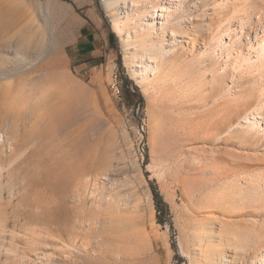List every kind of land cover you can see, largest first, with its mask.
Wrapping results in <instances>:
<instances>
[{"label":"rangeland","instance_id":"1","mask_svg":"<svg viewBox=\"0 0 264 264\" xmlns=\"http://www.w3.org/2000/svg\"><path fill=\"white\" fill-rule=\"evenodd\" d=\"M143 1L146 12L118 0L116 17L124 38L156 17L151 40L165 55L148 72L104 0H91L105 33L96 56L78 44L87 0H16L0 39V134L13 139L0 164L14 162L4 178L15 187L0 193V264H264V63L253 46L264 3L165 0L180 16L168 46L170 23L162 31L166 17ZM155 187L169 204L160 219ZM91 191L101 210L77 221V193L90 204Z\"/></svg>","mask_w":264,"mask_h":264},{"label":"bare ground","instance_id":"2","mask_svg":"<svg viewBox=\"0 0 264 264\" xmlns=\"http://www.w3.org/2000/svg\"><path fill=\"white\" fill-rule=\"evenodd\" d=\"M170 1L172 4L171 6L175 7L176 9H178L179 6L183 2L182 0H179L178 2L176 0H170ZM236 1H238V0H236ZM242 1L246 2V0H242ZM253 1L258 2V3H260V2L264 3V0H253ZM4 2H5L4 0H0V39H1V32L4 30L8 31L9 29H12L13 23H14V18L16 16H18V14L16 13L17 12L16 0H9L7 3H4ZM117 2H118V0H104V5H105L106 10L114 16L112 19L113 30L116 33H118L120 36L123 37L125 34V29H126L125 27H126L127 23L125 21L119 19L118 17H116ZM140 2H141L140 11L146 12L147 11V9H146L147 2H144L143 0H140ZM155 2H156L157 10H158L157 17L158 16H160V18L162 16L166 17V22L164 20H160V23H161L160 29L162 31H165V23H170L169 25L171 27V36L174 39L172 41L167 39L164 41L163 44L171 46V44L175 41V39L180 36V31L177 29L178 26L176 25L180 22L175 21V19H178L180 16H177L172 12L171 6L167 5L165 3V0H155ZM263 6H264V4H263ZM232 9L234 11V14H233L234 17L238 18L239 10L237 8V2L232 6ZM244 19H245L244 17H240L238 19L239 27H241L242 33H247V31L245 29H247L248 26H246ZM155 21H156V17H154L153 15L148 19V21H145V22L141 18L138 21L139 26H138V30H137L138 33H137L136 37H134L130 33L128 34V36L126 38L123 37V45L126 48H130L132 45H136L140 49H142L141 56H140L141 61H139L137 66H139L144 72H148V70H150V69L155 70V68H156L155 65H157L159 59H162L163 56L165 55L164 49H162L160 47L159 43L153 42L151 40L152 39V31L157 30V28L155 26ZM226 34H230V33L229 32L227 33L224 30L218 31V35H219L220 39H224L225 37L230 36V35H226ZM249 35H250V33H248V38L250 39ZM5 44H6L5 46H7L8 42H6ZM253 44L254 43H252V45ZM151 46L154 49H156L155 55H151L146 51V48H151ZM253 46L255 47L254 49H255L256 54H257L256 59L258 61H260L261 65H262L264 63V35L258 36V40L255 42V44ZM144 63H146V64H144ZM145 78L150 80L148 78V76H146ZM114 88H115V92L118 91V86H114ZM257 118L259 119L261 117H257ZM12 141H13V139L11 137H9V135H6L5 133L0 134V148L3 147L4 145L12 148L13 147ZM140 149H141V147H140ZM145 150H146V148H145V142H144V151ZM0 157H1V155H0ZM13 165H14V162L12 161V159H11V162H9L8 166L4 165V164H0V193L3 190V186L6 183L5 181L8 179V178L5 179L4 177L9 174L8 172L10 171V168L13 167ZM89 180L90 179H88V181ZM85 182H87V180H85ZM7 184H8L7 187L9 189V191L13 193L14 188H15L14 184L12 182H8V180H7ZM257 185L259 188L262 186V182L260 179L257 180ZM97 187H98V185H97ZM97 187H95V190H98V189H96ZM95 194H97V193H95ZM89 195H90V197L95 196L90 204L87 203V201H86L87 197L86 196H82L79 193H77L76 202L73 204V208H72V212H71V214H73L76 217L77 221L83 220V219L90 220L93 215H95L96 213L98 214V210L100 207H99V202L97 203V201H96L97 200L96 195H94L93 191H91ZM97 196H98V194H97ZM90 197H89V199H90ZM107 198L109 200L113 199L112 196H110V198L109 197H107ZM101 207H102V205H101ZM100 210H101V208H100ZM65 220H67V219L65 218ZM199 234L204 235V234H208V233L200 232ZM258 234H261V232H260V227L257 226L255 228L254 235H258ZM183 249L185 252H187V253L189 252L185 247ZM238 250H239V247L236 246V251H238ZM262 261L264 262V255H263Z\"/></svg>","mask_w":264,"mask_h":264},{"label":"crops","instance_id":"3","mask_svg":"<svg viewBox=\"0 0 264 264\" xmlns=\"http://www.w3.org/2000/svg\"><path fill=\"white\" fill-rule=\"evenodd\" d=\"M87 3L88 7L85 9L87 17L82 22L78 44L83 55L96 56L100 50L98 48L99 39L104 37L102 35L105 33L102 31V18L97 8L91 0H87Z\"/></svg>","mask_w":264,"mask_h":264},{"label":"trees","instance_id":"4","mask_svg":"<svg viewBox=\"0 0 264 264\" xmlns=\"http://www.w3.org/2000/svg\"><path fill=\"white\" fill-rule=\"evenodd\" d=\"M113 35L114 34L110 33L109 38L112 39ZM154 196L159 219L163 215H169V204L164 201L162 195L156 187L154 188Z\"/></svg>","mask_w":264,"mask_h":264},{"label":"built area","instance_id":"5","mask_svg":"<svg viewBox=\"0 0 264 264\" xmlns=\"http://www.w3.org/2000/svg\"><path fill=\"white\" fill-rule=\"evenodd\" d=\"M122 91L121 88L118 86V91H116V95H121ZM142 131H143V122L138 125V131L136 138L139 140V145L141 147V155L144 157V142L142 140Z\"/></svg>","mask_w":264,"mask_h":264}]
</instances>
